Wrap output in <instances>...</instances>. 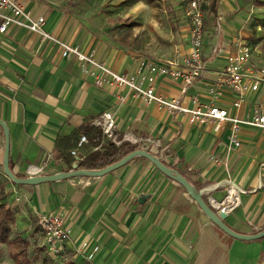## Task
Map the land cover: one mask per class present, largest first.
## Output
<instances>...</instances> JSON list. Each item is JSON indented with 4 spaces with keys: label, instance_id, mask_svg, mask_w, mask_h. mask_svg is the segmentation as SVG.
Instances as JSON below:
<instances>
[{
    "label": "crops",
    "instance_id": "crops-1",
    "mask_svg": "<svg viewBox=\"0 0 264 264\" xmlns=\"http://www.w3.org/2000/svg\"><path fill=\"white\" fill-rule=\"evenodd\" d=\"M23 1L35 16L46 18L49 34L120 75L134 76L147 62L185 70L184 60L190 54L186 0H168L159 13L157 8L138 4L133 12L110 9L112 15L105 13L104 4L87 0ZM250 1L220 0L210 22L212 0L208 1L205 73L186 93L181 78L159 76L158 96L180 99L187 108H193V98L199 97L203 104L226 109L241 120L251 119L258 108L264 110V85L249 92L237 109L233 102L238 95L224 75L238 41L251 47L253 64L264 65V31L253 25L252 18L264 4L257 8ZM127 18L132 19V29L121 27ZM211 88L222 96L209 95ZM106 112L115 113L123 142L183 173L208 203L224 200L227 181L242 189L241 204L228 214L225 224L245 236L264 231V131L242 126L240 146L235 147L230 123H223L219 131L216 122L191 124L185 115L135 98L126 87L97 86L76 58H63L57 44L27 29L0 33V120L9 128L10 168L18 178L84 170L80 161L74 164L77 169H68L57 152V141L96 125ZM5 149L0 126V204L16 214V230L28 247L24 235L33 228L30 218L37 220L38 213L62 214L72 229L71 240L57 258L50 255L43 238L38 255L45 252L54 264H83L89 257L93 264H264V238L245 241L224 233L182 186L145 158L137 157L103 177L23 186L4 174Z\"/></svg>",
    "mask_w": 264,
    "mask_h": 264
},
{
    "label": "built area",
    "instance_id": "built-area-1",
    "mask_svg": "<svg viewBox=\"0 0 264 264\" xmlns=\"http://www.w3.org/2000/svg\"><path fill=\"white\" fill-rule=\"evenodd\" d=\"M187 8L185 16L190 22V54L184 60V71L173 70L169 65H157L152 62L141 63L134 76L120 75L85 53L79 47H74L62 42L45 30L46 18L35 16L28 10L23 0H0V33L6 34L11 28L27 29L31 33L39 35L43 40L51 41L62 49L65 59L76 58L81 65V71L94 79L99 87L117 86L128 88L135 98L143 99L148 104L157 103L170 113H179L189 118L191 124H209L216 122V130L219 131L223 123H230L232 136L231 144L240 146L238 134L242 126L252 127L264 131V110L258 108L249 120H241L232 117L226 109L213 104H203L199 97L193 98V108H187L180 99H166L158 96L155 85L159 76L171 77L183 80L182 92L186 93L194 82L200 79L206 71L207 65L204 55L205 44V6L209 0H186ZM252 49L242 41L237 43V51L229 55L228 65L225 68L229 88L238 95L233 106L239 109L245 102L249 92H257L264 85V65H255L251 62ZM220 87V86H219ZM209 95L215 99L222 96V92L216 88L209 89ZM104 135L112 143L120 146L122 140L117 134L116 115L113 112L102 114L96 121ZM88 143V138L82 136L78 148L72 151L73 156L78 155V149ZM159 145V143H157ZM227 195L221 202L212 201L211 205L219 213L230 214L241 204V195L245 193L230 181H227ZM37 223L44 236L45 247L50 255L57 258L64 250V245L71 240L72 229L66 225L62 214H37ZM83 247H87L85 243ZM81 252V251H79ZM92 257L87 258L83 264H93Z\"/></svg>",
    "mask_w": 264,
    "mask_h": 264
},
{
    "label": "trees",
    "instance_id": "trees-1",
    "mask_svg": "<svg viewBox=\"0 0 264 264\" xmlns=\"http://www.w3.org/2000/svg\"><path fill=\"white\" fill-rule=\"evenodd\" d=\"M82 136L88 138V143L78 149V155L75 157L72 155V151L78 148ZM56 148L59 157L67 164L69 170L73 169L74 164L79 159L80 167L88 171H99L115 165L137 149V147L126 142L117 146L107 139L99 126L93 124L82 127L80 132L74 136L59 139ZM181 174L185 176L183 173ZM16 223V214L5 205L0 204V243L15 250L12 258L16 264H31L27 258V241L17 232Z\"/></svg>",
    "mask_w": 264,
    "mask_h": 264
},
{
    "label": "water",
    "instance_id": "water-1",
    "mask_svg": "<svg viewBox=\"0 0 264 264\" xmlns=\"http://www.w3.org/2000/svg\"><path fill=\"white\" fill-rule=\"evenodd\" d=\"M0 126L3 128L5 133V140H6V149H5V160H4V174L5 176L11 180L16 185H23V186H36L47 182H57L62 180H67L75 177H103L111 172H114L127 163H129L131 160L142 157L147 160H149L155 167L166 177L169 179L175 181L180 186L184 188L187 195L196 202V204L199 206L201 211L205 214V216L219 229H221L224 233L227 235L239 239V240H245V241H255V240H261L264 238V231L256 234V235H240L233 230H231L226 224L225 220L227 219L228 215L224 213H217L212 205L208 203L204 197L203 192L198 191L195 189L189 180L183 176L178 171L169 168L166 166L163 161L156 156L143 151V150H136L132 153H130L128 156H126L124 159H122L120 162H118L115 165H112L110 167H107L106 169L99 170V171H88V170H75L68 173H61L57 175H48V176H37V177H29L26 179L18 178L16 175L13 174L10 168V132L8 126L0 120ZM78 161H80L78 159ZM77 165L74 166L75 169H77ZM146 197L143 196L140 199V202H143V199Z\"/></svg>",
    "mask_w": 264,
    "mask_h": 264
},
{
    "label": "rangeland",
    "instance_id": "rangeland-1",
    "mask_svg": "<svg viewBox=\"0 0 264 264\" xmlns=\"http://www.w3.org/2000/svg\"><path fill=\"white\" fill-rule=\"evenodd\" d=\"M53 2H58V3H65L67 4L70 0H52ZM89 4H94V5H105V13H107L108 15L111 13V15L113 14V12L110 11V9H114V8H125L126 10H129V12H133L134 7L136 5H142L144 6H148V7H153V8H157V13H159L160 11H163V7H167V5H169V1L168 0H87L86 1ZM220 0H212V6L210 8V10L208 11V19L209 22L213 21V16L216 15L217 13V8H218V4ZM184 5H185V9H184V17L185 20L187 22V24L190 26V22L189 20L186 18L185 16V11L187 8V1H183ZM167 4V5H166ZM250 4L257 7V8H263L260 7L261 4H264V0H251ZM252 14V12H251ZM253 15V14H252ZM253 21V25L258 27L260 26L262 31H264V9L259 10L257 13H255V17ZM111 23H113V19L110 18ZM123 22H127L126 25H123L121 27L126 26L129 29L133 28V22L132 19L130 20L129 18H127L126 20H122ZM132 30H130V32H126L128 35L129 33H131ZM163 39H167L164 38ZM23 206V205H22ZM24 207V206H23ZM15 209V211L18 212V208H13ZM30 224L33 225V228L30 231H27L24 235V237L28 240V243L30 245V247H27L28 249V256L29 258L32 260V264H54V262H52L50 260V257L44 252V254L41 256H39L38 254L40 252L43 251L42 248V244H43V235L39 229V226L37 224V220L35 218H30ZM14 249L7 246V245H2L0 244V264H15L12 255L14 253Z\"/></svg>",
    "mask_w": 264,
    "mask_h": 264
}]
</instances>
